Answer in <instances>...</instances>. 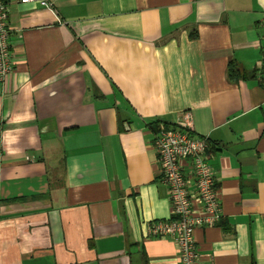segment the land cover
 <instances>
[{"label":"crops","instance_id":"crops-1","mask_svg":"<svg viewBox=\"0 0 264 264\" xmlns=\"http://www.w3.org/2000/svg\"><path fill=\"white\" fill-rule=\"evenodd\" d=\"M51 5H8L0 264H179L147 227L170 218L154 124L185 115L221 208L196 264H264V0Z\"/></svg>","mask_w":264,"mask_h":264},{"label":"built area","instance_id":"built-area-1","mask_svg":"<svg viewBox=\"0 0 264 264\" xmlns=\"http://www.w3.org/2000/svg\"><path fill=\"white\" fill-rule=\"evenodd\" d=\"M0 0V83L14 72L9 45L8 5ZM19 4L36 3L52 10L51 0H13ZM156 161L161 182L167 189L170 218L148 224L150 236L174 242L179 264H196L198 255L193 233L199 227H211L220 217L221 208L213 173L208 165L206 138L194 137L190 117L177 127L158 125L154 138Z\"/></svg>","mask_w":264,"mask_h":264},{"label":"trees","instance_id":"trees-1","mask_svg":"<svg viewBox=\"0 0 264 264\" xmlns=\"http://www.w3.org/2000/svg\"><path fill=\"white\" fill-rule=\"evenodd\" d=\"M262 24H264V19H263V21H262ZM262 53H263V59H264V47H263V51H262ZM263 62H264V60H263ZM253 73H254L253 76H255V75H257V74L259 73V70H255ZM244 77H245V76L242 75V74H239V73L234 69L233 66H230V65H229V67H228V69H227V78H228V80H229L230 82H237V80L242 79V78H244ZM262 82H263V81H261V82H259V83H260V85L262 86V88H264V83H262ZM155 126H156V128H157V127H158V124L155 123V124H154V127H155ZM262 136H263V138H264V131H263Z\"/></svg>","mask_w":264,"mask_h":264}]
</instances>
